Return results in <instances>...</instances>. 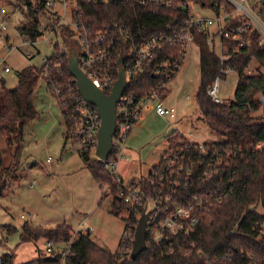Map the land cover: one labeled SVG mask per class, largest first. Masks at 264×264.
I'll use <instances>...</instances> for the list:
<instances>
[{"label": "trees", "instance_id": "1", "mask_svg": "<svg viewBox=\"0 0 264 264\" xmlns=\"http://www.w3.org/2000/svg\"><path fill=\"white\" fill-rule=\"evenodd\" d=\"M48 1L18 0V10H21V6L26 10L17 28V33L23 38V42L35 44L42 37L41 22ZM67 1L71 6L80 7L81 22L92 33L104 30L116 32L117 29L114 27L130 31L132 42L121 39V48L118 50L123 64L131 50V43L140 44L157 34L179 32L187 19L186 13L175 8L141 5L136 0ZM199 1L200 4L202 1L211 2V0ZM6 6H8L7 0H0V7ZM63 29L62 42L67 47V53L60 57L58 44H54L49 59L52 64L58 62L63 76L58 77L56 70L50 68L51 83H56L65 90L70 88L75 96H79L76 83L68 72V54L75 49V43L71 39L73 32L68 27ZM192 33L194 45L200 54V85L195 96L196 103L209 131L219 139L217 143L202 145L206 148H215L222 154V172L213 176L209 185L214 189H220L223 193L220 203L214 200L220 193L214 189L210 206L203 202L206 208L199 213L200 222L192 241L205 253L212 264H264V120L263 117L258 116L261 110L258 99L264 97V75H255L249 70L250 64L254 61L264 70V47L259 46L253 39L251 48L230 55L221 64L216 41L209 46L203 34L197 30H193ZM228 46L232 45L228 44ZM180 54L179 46L164 47L157 53L154 64L144 66L127 83L124 95L130 98H143L160 85H167L171 73L158 72L157 67L163 62L177 61ZM42 69L40 66L21 70L17 74V85L12 90L5 87L4 79L0 80V200L4 198L9 185L16 181V172L21 167L25 127L37 117L34 97L38 83L42 80ZM221 69L234 72L238 82L231 103L214 105L206 92ZM46 88L50 93V85ZM165 93L164 88L160 92L161 100ZM65 125L67 132L64 139L67 140L69 126L66 122ZM167 142L165 153L178 152L186 148V141L181 139L176 142L172 134ZM197 145L192 143L194 148ZM5 152H8L10 163L8 166L5 165ZM191 152L194 154L192 158L197 159L193 150ZM79 156L99 188L107 186L112 189L114 200L109 209L110 213L115 216L121 211H126L128 218L125 228L131 227L134 233L138 219L129 206L118 202L115 196L116 187L103 163L97 158L90 159L88 155ZM202 174V168H198L193 177L200 179ZM201 184L206 186L202 181ZM193 194L192 189L181 191L182 201H190ZM201 194L203 193L198 195ZM102 198L104 202L108 197L102 196ZM190 202L194 203L193 200ZM0 231L12 235L17 229L6 226L0 227ZM20 231V242L43 240L63 243L74 235L72 228L67 224L56 228L32 227L26 224ZM90 235L89 232L74 235L76 256L69 259L70 264H203L204 262L193 254L184 255V252L189 250L190 240L185 242L183 253L178 252L176 244L181 243L182 239L171 235H166L169 240H163L159 246L150 243L148 239L147 249L134 261H123L118 256V252L112 254L98 248L89 240ZM0 264H16L14 254L0 256ZM22 264H59V261L39 250L36 258Z\"/></svg>", "mask_w": 264, "mask_h": 264}, {"label": "built area", "instance_id": "2", "mask_svg": "<svg viewBox=\"0 0 264 264\" xmlns=\"http://www.w3.org/2000/svg\"><path fill=\"white\" fill-rule=\"evenodd\" d=\"M136 1L141 5L150 4L168 9L175 8L186 13L187 19L183 24V29L179 32L157 34L140 44L131 43V50L128 52L124 64L118 50L121 48V39L132 42L130 31L114 27L117 29L116 32L104 30L92 33L81 22L80 7L71 6L67 0H49L46 3L41 22L42 32H49V37L52 39L50 44H58V55L61 57L67 53V47L62 42L63 28H70L73 32L71 39L75 43L73 51L78 57L79 67L92 84L106 95L111 93L120 68H123L128 83L144 66L154 64L157 53L164 47L179 46L181 54L177 61L163 62L157 67L158 72L171 73L168 77L170 81L183 64L191 47L194 46L193 30L203 34L205 42L209 46L216 41L221 64L230 55L251 48L253 39L258 42L259 46L264 47V0H211L209 3L202 1L201 4L199 0ZM201 7L208 9L209 16L200 15ZM3 9L0 7V53L2 48L9 45V37L6 34L9 30L10 19ZM21 39L25 46L34 45L32 42H23L22 37ZM228 44L232 46H228ZM7 50L11 51L12 48L8 46ZM50 57L44 59L41 64L43 68L42 81L45 86L50 85V94L59 104L64 121L69 126V137L75 143L78 154L89 157L91 152H95L97 146V134L100 127L97 110L85 103L80 95L75 96L72 89L65 90L60 85L51 83L50 68L56 70L60 78H62L63 72L58 62H53V64L50 62ZM10 72L6 57L0 55V80L5 79ZM230 72L231 70L221 69L212 86L206 92L214 105L223 104L218 92L219 85L224 81V76ZM164 88L166 85L162 84L143 98H130L122 95L116 107L117 119L116 130L112 137V153L106 161L102 162L103 167L111 176L116 187L115 196L118 202L129 206L133 215L138 219L137 221L142 216H146V246L148 239L150 243L159 246L163 240H169L166 235H171L182 239L181 243L176 244V248L178 252L183 253L185 242L190 240L189 250L185 251L184 255L193 254L197 258L203 259V264H212L205 253L192 241V238L197 234L200 222L199 213L206 208L203 202L210 206L214 188L209 185V182L213 176L222 172L220 151L212 147L206 148L202 144H198L194 148L191 141L184 140L186 141L185 150L165 153L160 163L149 171L147 178L140 180L135 187H126L118 174L119 163L126 160L125 142L132 129L141 120L143 112L152 109L163 119L174 117L175 109L165 107L161 103L160 92ZM258 101L260 107H264V97H259ZM192 150L197 155V159L192 158L194 155ZM198 168L203 170L202 178L194 179L193 175ZM201 181L206 183V186H203ZM33 186H36L35 182H33ZM189 189L194 190L193 197L190 198V201H194L193 204L190 201H182L181 191ZM214 190H217L218 193L221 191L220 189ZM101 191V202L103 201L102 196L114 200L112 189L102 186ZM200 193L203 194L198 195ZM222 198L223 193L220 192L214 200L220 203ZM21 219L25 220L26 216L22 215ZM88 232L91 234L85 222H82L79 231L74 235ZM134 234L135 229L132 233L131 227L124 228L117 250L118 256L123 261H132L130 254ZM74 235L63 243L45 242L43 252L57 258L59 264H70L69 259L76 256Z\"/></svg>", "mask_w": 264, "mask_h": 264}, {"label": "rangeland", "instance_id": "3", "mask_svg": "<svg viewBox=\"0 0 264 264\" xmlns=\"http://www.w3.org/2000/svg\"><path fill=\"white\" fill-rule=\"evenodd\" d=\"M7 3L3 11L10 19L6 35L10 37L8 46L12 50L8 51L6 46L0 55L6 57L11 70L5 77V83L12 90L17 85V74L27 67H40L43 60L52 55L53 44H50L49 32L44 31L33 46L23 45L17 28L26 10L23 6L20 11L17 9L18 0H7ZM199 13L202 16L210 14L202 7ZM199 66L200 54L194 45L174 78L167 83L161 100L163 106L175 109L174 117L162 119L150 110L143 112L141 120L132 129L124 145L126 160L118 165V174L126 187L133 188L147 178L167 150V139L171 134L176 142L183 138L195 144L219 141L209 131L196 103L200 85ZM249 70L255 75H264V70L255 61ZM223 80L218 92L223 103L229 104L234 99L238 77L230 72ZM34 103L37 117L25 128L26 144L21 155V167L16 172V181L9 185L0 200V227L17 229L12 235L0 231V256L14 254L15 263L22 264L36 258L39 250L44 251L43 240L20 242V230L26 224L56 228L68 223L76 233L83 219H86L85 224L91 232L89 240L106 252L116 253L128 213L121 211L112 215L109 211L112 199L109 197L100 203L102 188L92 180L71 140L68 139L65 146V121L57 100L42 80L38 83ZM258 116L264 120V107ZM5 157V165L8 166V152H5ZM89 158H96L95 152H91ZM33 163L36 166L30 167ZM32 181H36V186H29ZM22 215L26 216L25 220L21 219Z\"/></svg>", "mask_w": 264, "mask_h": 264}, {"label": "water", "instance_id": "4", "mask_svg": "<svg viewBox=\"0 0 264 264\" xmlns=\"http://www.w3.org/2000/svg\"><path fill=\"white\" fill-rule=\"evenodd\" d=\"M68 72L74 79L78 94L83 101L97 110L100 127L95 156L101 162L106 161L112 153V137L116 130L117 119L116 107L127 87L124 70L119 69L117 80L109 95L104 94L92 84L79 67L78 57L73 50L68 54ZM145 228L146 216H142L135 228L130 254L132 261L147 249Z\"/></svg>", "mask_w": 264, "mask_h": 264}, {"label": "crops", "instance_id": "5", "mask_svg": "<svg viewBox=\"0 0 264 264\" xmlns=\"http://www.w3.org/2000/svg\"><path fill=\"white\" fill-rule=\"evenodd\" d=\"M8 37H9V36H8ZM9 40H10V37H9ZM4 85H5V87H6L5 79H4ZM6 88H7V87H6ZM7 89H8V88H7ZM34 98H35V97H34ZM34 104H35V103H34ZM165 107H166V106H165ZM151 110H152V109H151ZM149 111H150V110H149ZM153 111H154V110H153ZM156 115H157V114H156ZM157 116H158V115H157ZM158 117H159V116H158ZM160 118H161V117H160ZM162 119H163V118H162ZM25 128H26V127H25ZM66 132H67V129H66ZM66 132H65V133H66ZM65 133H64V134H65ZM68 137H69V136H68ZM68 139L71 140V142L73 143L74 148L76 149V146H75V143L73 142V140H72L70 137H69ZM68 139H67V140L65 139V146H66V144H67L66 142L68 141ZM183 139H184V138H183ZM184 140H185V139H184ZM191 142H192V141H191ZM25 144H26V143H25V139H24L22 154H23V151L25 150ZM76 150H77V149H76ZM165 152H166V151H165ZM164 154H165V153H164ZM79 157H80V156H79ZM160 160H161V158H160ZM160 160H159V161H160ZM158 163H159V162H158ZM33 166H36V163H33L30 167H33ZM120 177H121V176H120ZM121 178H122V177H121ZM122 180H123V179H122ZM33 182L36 183V181H32V182L29 184L30 187L33 186ZM123 182H124V180H123ZM124 184H125V183H124ZM100 203H102V202H101V199H100ZM85 220H86V219L81 220L80 224H82V222H85ZM64 223H66V222H64ZM67 224H68V223H67ZM80 224H79V226H80ZM45 226H46V225H45ZM55 226H58V225H55ZM55 226H53V227H55ZM78 228H79V227H78Z\"/></svg>", "mask_w": 264, "mask_h": 264}]
</instances>
